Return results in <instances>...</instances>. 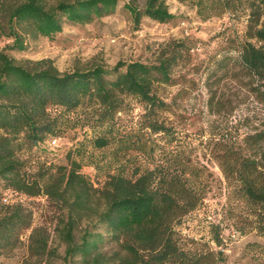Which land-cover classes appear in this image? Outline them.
I'll list each match as a JSON object with an SVG mask.
<instances>
[{
	"label": "trees",
	"instance_id": "obj_1",
	"mask_svg": "<svg viewBox=\"0 0 264 264\" xmlns=\"http://www.w3.org/2000/svg\"><path fill=\"white\" fill-rule=\"evenodd\" d=\"M119 0H0V38L7 47L24 50L26 35L53 37L66 22L85 25L113 14ZM206 20L230 13L248 16V26L236 48L224 56L234 61L246 90L264 105V0H193ZM139 26L144 17L168 22L174 15L165 0H146L139 8L127 3ZM186 43L160 51L155 62L98 64L61 72L43 59L29 66L0 50V179L7 188L28 196H47L62 211L58 225L69 256L81 254L99 264L102 233L90 232L76 241V230L95 214L111 239L128 254L130 264H225L224 253L204 244L189 247L177 227L199 209L213 183V172L197 153L195 139L164 114L172 102L160 90L173 84V70L184 57ZM138 104L142 111L134 110ZM261 123L264 125V118ZM90 135L67 153L65 164L42 165L27 177L24 153L70 129ZM55 139H53L54 141ZM264 132L242 142L214 137L206 149L231 186L232 194L250 209L252 226L264 235ZM92 165L104 176L100 186L83 173ZM0 192V256L21 242L33 226V212L23 203L4 204ZM89 219V218H88ZM212 239L221 245L219 225ZM43 226L32 229L33 257L56 255Z\"/></svg>",
	"mask_w": 264,
	"mask_h": 264
},
{
	"label": "rangeland",
	"instance_id": "obj_2",
	"mask_svg": "<svg viewBox=\"0 0 264 264\" xmlns=\"http://www.w3.org/2000/svg\"><path fill=\"white\" fill-rule=\"evenodd\" d=\"M57 1L46 0L48 4ZM165 1L174 15L168 22L144 17L136 26L126 4L130 2L143 8L146 0H119L113 14L92 23L66 22L63 30L53 37L26 35L27 47L21 51L8 48L12 38L2 37L0 50L29 66L43 59L50 60L65 72L98 64L113 67L120 61L151 63L157 60L160 51L178 41L185 42L184 57L173 70V84L160 90V95L172 102L173 107V111L164 115L195 139L199 158L209 166L214 179L203 205L184 218L177 229L186 246L191 247L196 241L222 251L225 264H264V235L253 229L250 209L232 194L231 186L205 146L214 137L225 136L242 142L248 134L264 132L261 123L264 105L246 90V79L237 75L234 61L231 59L228 67L222 62L224 56H236V48L247 30L248 16L226 13L204 20L198 15L193 0ZM135 106L134 115L138 116L142 109L138 104ZM87 134L90 135L88 129H70L28 150L24 153L27 159L24 174L33 176L42 165L65 164L67 153ZM82 171L95 186L102 184L104 176L94 166L84 165ZM0 192L4 204L20 202L33 212L32 228L22 234L17 247L0 256V264H94L81 254H67V242L58 227L62 211L47 196L30 197L7 188L4 179H0ZM212 224L220 227L221 245L212 239ZM38 226L48 230L49 246L56 255L36 258L30 254L29 236ZM87 230L104 235L98 249L102 252L99 264H130L127 252L111 239L94 213L76 230L77 242Z\"/></svg>",
	"mask_w": 264,
	"mask_h": 264
},
{
	"label": "built area",
	"instance_id": "obj_3",
	"mask_svg": "<svg viewBox=\"0 0 264 264\" xmlns=\"http://www.w3.org/2000/svg\"><path fill=\"white\" fill-rule=\"evenodd\" d=\"M53 142L56 143V140H54Z\"/></svg>",
	"mask_w": 264,
	"mask_h": 264
}]
</instances>
